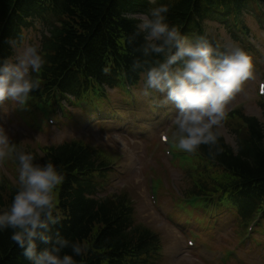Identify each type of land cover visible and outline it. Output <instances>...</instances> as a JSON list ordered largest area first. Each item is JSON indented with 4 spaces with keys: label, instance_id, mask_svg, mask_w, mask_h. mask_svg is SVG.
<instances>
[{
    "label": "trees",
    "instance_id": "trees-1",
    "mask_svg": "<svg viewBox=\"0 0 264 264\" xmlns=\"http://www.w3.org/2000/svg\"><path fill=\"white\" fill-rule=\"evenodd\" d=\"M153 6L150 0H0V58L13 54L9 38L22 44L25 31L36 22L48 27L41 42L46 57L38 74L41 87L30 98L34 120L39 122L41 112L44 121L57 114L55 108L67 97L99 103L107 88L139 85V72L132 64L140 55L137 46L142 38L129 43L128 37L138 21L133 14ZM263 6L264 0H171L168 18L193 38L208 33V22L247 34L246 15ZM259 101L262 119L240 111L227 116V124L238 137L235 148L222 136L223 151L215 155L207 145L187 153L171 141L173 148L183 152L175 164L193 170V186L186 195L209 208L235 211L242 221L256 212L264 214V102ZM30 152L37 161L53 160L65 172L59 188L65 218L55 228L88 246L77 260L84 264H157L161 260V239L136 223L129 195L99 198L115 174L118 153L84 140L43 147L40 154ZM12 158L16 182L0 171V209L10 204L17 188L18 162ZM11 231H0V264H29L11 239Z\"/></svg>",
    "mask_w": 264,
    "mask_h": 264
},
{
    "label": "rangeland",
    "instance_id": "rangeland-1",
    "mask_svg": "<svg viewBox=\"0 0 264 264\" xmlns=\"http://www.w3.org/2000/svg\"><path fill=\"white\" fill-rule=\"evenodd\" d=\"M244 22L248 33L236 37L232 29L217 22H208L207 28L211 36L221 40L230 37L253 51L248 50V53L252 54L256 76L245 81L230 100L228 114L240 111L245 116L261 119L258 85L264 81V6L252 10ZM47 33L48 27L36 22L25 31L22 44L38 42L41 45ZM117 88H108L106 99L87 103L86 109L65 104V112L54 118V124L48 121V125L42 114L37 125L32 122V106L14 109L11 102H6L5 108L0 109V124L8 128L19 148L38 154L43 147L79 139L118 153L115 174L106 188L101 189L99 198L123 192L129 195L136 223L161 237L163 257L158 264H264V218L260 222L258 217L251 220L255 224V231L251 233L248 230L251 222L248 226V221L241 222L239 227L240 219L235 211L221 209L209 214L196 208V204L185 203L188 201L185 195L193 186V170L176 165V158L166 154L171 149L176 155L171 143L164 144L161 139L165 135L172 141L170 117L175 109L155 107L139 94V85L132 89L130 99L120 90L121 86ZM109 103L111 106L107 107ZM98 105L108 115L115 111L120 112L121 117L98 123L94 115L88 114ZM232 129L225 121L221 136L235 148L238 137ZM14 170L11 155L0 160V171L16 182ZM244 230L247 231L243 237ZM188 240H192L194 246H190Z\"/></svg>",
    "mask_w": 264,
    "mask_h": 264
},
{
    "label": "clouds",
    "instance_id": "clouds-1",
    "mask_svg": "<svg viewBox=\"0 0 264 264\" xmlns=\"http://www.w3.org/2000/svg\"><path fill=\"white\" fill-rule=\"evenodd\" d=\"M150 3L154 6L147 12L133 14L138 21L128 37L129 43L142 38L132 64L140 76L138 92L157 108L175 109L171 138L179 150L195 153L207 145L213 155L222 152L219 138L229 102L245 81L255 78L253 57L230 37L221 40L207 32L189 37L169 21L171 0ZM8 43L13 54L0 58V109L6 102L24 109L41 87L38 74L46 57L38 42L18 44L9 38ZM10 155L18 162V181L10 204L0 209V231L12 230L11 239L29 264H84L76 257H83L88 246L55 228L65 218L59 206L64 170L51 159L37 161L0 124V160Z\"/></svg>",
    "mask_w": 264,
    "mask_h": 264
},
{
    "label": "bare ground",
    "instance_id": "bare-ground-1",
    "mask_svg": "<svg viewBox=\"0 0 264 264\" xmlns=\"http://www.w3.org/2000/svg\"><path fill=\"white\" fill-rule=\"evenodd\" d=\"M236 37V36H235ZM159 262H157V264H158Z\"/></svg>",
    "mask_w": 264,
    "mask_h": 264
}]
</instances>
